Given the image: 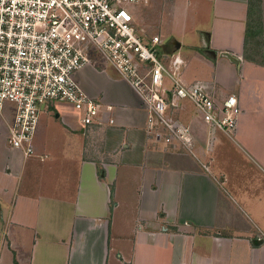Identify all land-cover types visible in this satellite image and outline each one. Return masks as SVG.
Here are the masks:
<instances>
[{"label": "crops", "instance_id": "0c3cea01", "mask_svg": "<svg viewBox=\"0 0 264 264\" xmlns=\"http://www.w3.org/2000/svg\"><path fill=\"white\" fill-rule=\"evenodd\" d=\"M163 8L149 23L146 12L133 15L143 21L134 20L138 36L169 31L177 51L191 35V54L176 53L181 80L237 99L234 134L216 132L208 151L207 127L182 101L171 114L192 130L195 156L155 141L141 99L109 65L75 75L102 103L93 124L53 105L40 114L27 159L7 143L8 105L0 116V264H264V63L244 47L249 0Z\"/></svg>", "mask_w": 264, "mask_h": 264}, {"label": "built area", "instance_id": "2783aa9c", "mask_svg": "<svg viewBox=\"0 0 264 264\" xmlns=\"http://www.w3.org/2000/svg\"><path fill=\"white\" fill-rule=\"evenodd\" d=\"M148 1L0 0V116L10 105L11 149L31 157L40 114L57 103L71 105L84 126L93 124L102 103L75 78L86 66L109 65L128 83L142 101L155 141L194 146L192 130L171 114L182 101L193 105L207 127L208 151L216 132L234 134L237 99L220 100L200 83H184V62L175 51L162 53L158 36L149 42L138 36L128 7Z\"/></svg>", "mask_w": 264, "mask_h": 264}, {"label": "rangeland", "instance_id": "374dc122", "mask_svg": "<svg viewBox=\"0 0 264 264\" xmlns=\"http://www.w3.org/2000/svg\"><path fill=\"white\" fill-rule=\"evenodd\" d=\"M169 2L170 0H149L147 3H142L140 5H131L128 7V10L132 16L134 14H138V12H140L141 10L143 12H146L147 17L145 15L143 16V19L145 21L147 20V22L149 23V19L151 22L152 21L151 18L154 19L158 15V13L161 12L160 10L163 7L167 8V6H169ZM249 4H250V10H249L248 23H247V32H246L248 55L252 57L254 60L264 63V0H249ZM200 13L201 14L199 20L201 21L198 24L199 26H202V24L204 23L203 22L204 11L201 10ZM162 14L166 15V11H164V13L162 12ZM148 16L150 17L149 19ZM134 20H135V27H139L140 26L139 24H142L143 22L136 15L134 16ZM152 23H151V27L153 26ZM152 31H153L152 28H149V30L145 31L144 35L146 36L145 37L140 36L142 40L149 42L153 36H158V35H154ZM158 37L162 40L163 43L162 53H170L173 50H175L173 42L180 43L179 38L171 34L169 31H166L164 35L161 34V36ZM191 41H193L191 35L187 34L186 39L184 40L182 39V45L180 49L175 51V53L179 55L182 54L183 57L186 55H190L191 54L190 51L192 49L188 45ZM117 76L119 75L117 74ZM57 104L68 107L70 110L76 113V115L80 114L79 112L74 110V108L69 104H65V103H57ZM166 143L171 144L172 141ZM193 147L187 151L193 156H195L193 152L194 151ZM3 237L4 236H2V234L0 233V248L3 246Z\"/></svg>", "mask_w": 264, "mask_h": 264}, {"label": "trees", "instance_id": "16d2710c", "mask_svg": "<svg viewBox=\"0 0 264 264\" xmlns=\"http://www.w3.org/2000/svg\"><path fill=\"white\" fill-rule=\"evenodd\" d=\"M249 10H250V4H249ZM246 32H247V29H246ZM244 47L245 49H247V38L245 39L244 41ZM245 55V54H244ZM16 264V263H15Z\"/></svg>", "mask_w": 264, "mask_h": 264}, {"label": "water", "instance_id": "95a60500", "mask_svg": "<svg viewBox=\"0 0 264 264\" xmlns=\"http://www.w3.org/2000/svg\"><path fill=\"white\" fill-rule=\"evenodd\" d=\"M174 46H175V48L179 47V45L177 43H174Z\"/></svg>", "mask_w": 264, "mask_h": 264}]
</instances>
